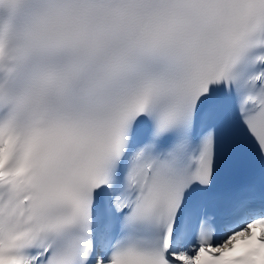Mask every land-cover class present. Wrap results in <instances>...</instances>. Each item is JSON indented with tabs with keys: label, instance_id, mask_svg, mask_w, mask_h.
I'll return each instance as SVG.
<instances>
[{
	"label": "snow or ice",
	"instance_id": "6c2138e0",
	"mask_svg": "<svg viewBox=\"0 0 264 264\" xmlns=\"http://www.w3.org/2000/svg\"><path fill=\"white\" fill-rule=\"evenodd\" d=\"M0 264H264V0H0Z\"/></svg>",
	"mask_w": 264,
	"mask_h": 264
}]
</instances>
